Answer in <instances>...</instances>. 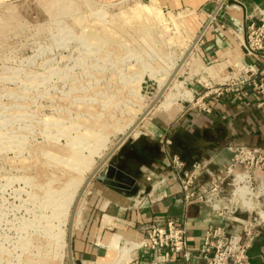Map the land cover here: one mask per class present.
I'll list each match as a JSON object with an SVG mask.
<instances>
[{
  "label": "rangeland",
  "instance_id": "obj_1",
  "mask_svg": "<svg viewBox=\"0 0 264 264\" xmlns=\"http://www.w3.org/2000/svg\"><path fill=\"white\" fill-rule=\"evenodd\" d=\"M163 6L0 0V264H69L90 175L141 117L131 136L203 89L200 69L184 70L145 115L194 38Z\"/></svg>",
  "mask_w": 264,
  "mask_h": 264
},
{
  "label": "crops",
  "instance_id": "obj_2",
  "mask_svg": "<svg viewBox=\"0 0 264 264\" xmlns=\"http://www.w3.org/2000/svg\"><path fill=\"white\" fill-rule=\"evenodd\" d=\"M220 1L159 0V4L180 11L194 36L193 44ZM256 7L264 8V0H226L174 83L179 82L184 70L192 74L194 67L200 69L204 80L217 84L233 76L235 63L253 65L254 60L246 56L242 45L247 28L257 23L253 17ZM189 79L185 78L187 85ZM257 100L256 93L250 91L247 98L213 99L210 114L188 111L187 105L170 112L167 109L145 123L142 132L130 136L108 160L105 167L110 170L103 181L98 180L101 170L85 190L72 232L74 264H155L156 254L140 246L147 223L184 220L192 249L200 248L210 226H227L214 217L209 207L184 204L170 159L178 156L187 167L202 163L217 172L226 168L240 149L264 155V109L257 108ZM158 183L155 195L162 200L136 205L138 197ZM229 229L236 232L240 227L231 224ZM249 256L251 264H264V227ZM170 264L186 263L176 258Z\"/></svg>",
  "mask_w": 264,
  "mask_h": 264
},
{
  "label": "built area",
  "instance_id": "obj_3",
  "mask_svg": "<svg viewBox=\"0 0 264 264\" xmlns=\"http://www.w3.org/2000/svg\"><path fill=\"white\" fill-rule=\"evenodd\" d=\"M246 31L243 50L253 65L235 63L233 76L217 84L204 80L202 90L191 94L188 111L212 113L211 101L224 97L247 98L250 91L258 96L256 106L264 109V8L256 7ZM260 64L262 67H260ZM167 141V144H170ZM176 173L178 194L186 206L193 203L209 207L227 226H210L198 249L189 246L184 220H167L164 224L147 223L143 227L142 248L156 254L155 264H170L178 258L186 264H251L249 250L264 227V155L251 149H240L229 165L217 172L202 163L190 167L178 157L170 159ZM203 179V180H202ZM159 183L147 194L140 195L136 205L158 203L155 195ZM239 225L231 231L229 225Z\"/></svg>",
  "mask_w": 264,
  "mask_h": 264
},
{
  "label": "water",
  "instance_id": "obj_4",
  "mask_svg": "<svg viewBox=\"0 0 264 264\" xmlns=\"http://www.w3.org/2000/svg\"><path fill=\"white\" fill-rule=\"evenodd\" d=\"M226 0H221L220 4L218 6V8L216 9V11L213 13V15L210 17V19L208 20V22L206 23L205 27L203 28V30L200 32V34L198 35L196 41L192 44V46L190 47L188 53L185 55V57L182 59L180 65L178 66V68L174 71L173 75L171 76V78L169 79V81L167 82V84L165 85L164 89L162 90V92L160 93V95L158 96V98L154 101V103L149 107V109L145 112V115H148L159 103L160 99L163 97V95L166 93V91L169 89L170 85L172 84V82L174 81V79L176 78V76L178 75L179 71L181 70V68L183 67V65L186 63V61L188 60L189 56L192 54L193 50L195 49V47L197 46L198 42L200 41L201 37L203 36L204 32L206 31V29L209 27L210 23L212 22V20L214 19V17L216 16V14L218 13V11L220 10V8L222 7V5L224 4ZM146 118V116L141 117L140 121H138V123H136V125L133 127V129H131L125 136L122 137V139L117 143V145L112 149V151L107 155V157L98 165V167L96 168V170L92 173V175H90V177L88 178V180L86 181V184L84 185L85 187H83L81 193L78 196V202L82 199L83 193L86 190V187L88 186V184L90 183V181L102 170V172L100 173L98 180L99 181H103V178L105 177V175L109 172L110 167H105L108 160L110 159V157L113 155V153L132 135V133L135 131V129L139 126L140 122H142V120H144ZM75 212L76 209L73 212L72 215V221L74 220V216H75ZM68 253H69V264H74L73 261V249H72V225L69 231V240H68Z\"/></svg>",
  "mask_w": 264,
  "mask_h": 264
},
{
  "label": "bare ground",
  "instance_id": "obj_5",
  "mask_svg": "<svg viewBox=\"0 0 264 264\" xmlns=\"http://www.w3.org/2000/svg\"><path fill=\"white\" fill-rule=\"evenodd\" d=\"M129 128V127H128ZM133 129V128H132ZM126 135V134H125ZM107 157V156H106ZM105 157V158H106ZM84 182V179L79 180L78 182H75L74 184H71V188L73 191L72 197L69 199L68 202V207H70V205L72 204V200H73V196L75 195V193L77 192L78 188L81 187L82 183ZM133 203V202H132ZM64 236V235H63ZM114 240V239H113ZM118 240V239H117ZM120 241V240H119ZM115 242V240L113 241ZM117 242V241H116ZM122 243V242H121ZM126 248V247H125ZM130 256V255H129Z\"/></svg>",
  "mask_w": 264,
  "mask_h": 264
}]
</instances>
